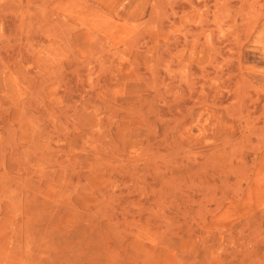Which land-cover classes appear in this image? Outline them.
I'll use <instances>...</instances> for the list:
<instances>
[{
    "label": "rangeland",
    "instance_id": "rangeland-1",
    "mask_svg": "<svg viewBox=\"0 0 264 264\" xmlns=\"http://www.w3.org/2000/svg\"><path fill=\"white\" fill-rule=\"evenodd\" d=\"M0 264H264V0H0Z\"/></svg>",
    "mask_w": 264,
    "mask_h": 264
}]
</instances>
